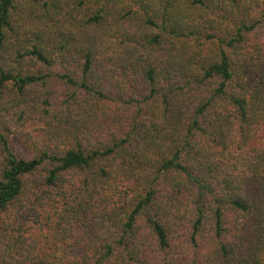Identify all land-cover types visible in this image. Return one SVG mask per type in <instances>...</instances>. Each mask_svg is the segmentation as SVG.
<instances>
[{
	"label": "trees",
	"instance_id": "1",
	"mask_svg": "<svg viewBox=\"0 0 264 264\" xmlns=\"http://www.w3.org/2000/svg\"><path fill=\"white\" fill-rule=\"evenodd\" d=\"M0 264H264V0H0Z\"/></svg>",
	"mask_w": 264,
	"mask_h": 264
}]
</instances>
